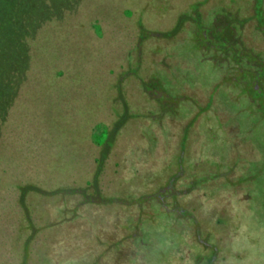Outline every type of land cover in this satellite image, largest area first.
Instances as JSON below:
<instances>
[{
	"label": "rangeland",
	"instance_id": "obj_1",
	"mask_svg": "<svg viewBox=\"0 0 264 264\" xmlns=\"http://www.w3.org/2000/svg\"><path fill=\"white\" fill-rule=\"evenodd\" d=\"M0 264H264V0H0Z\"/></svg>",
	"mask_w": 264,
	"mask_h": 264
}]
</instances>
